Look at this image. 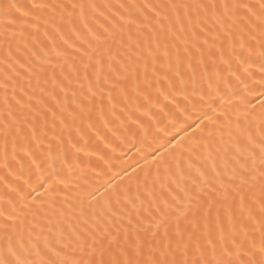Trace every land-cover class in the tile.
I'll return each mask as SVG.
<instances>
[{"label": "snow or ice", "instance_id": "snow-or-ice-1", "mask_svg": "<svg viewBox=\"0 0 264 264\" xmlns=\"http://www.w3.org/2000/svg\"><path fill=\"white\" fill-rule=\"evenodd\" d=\"M0 264H264V0H0Z\"/></svg>", "mask_w": 264, "mask_h": 264}]
</instances>
